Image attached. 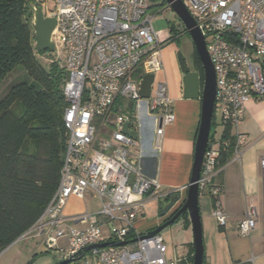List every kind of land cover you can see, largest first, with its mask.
Segmentation results:
<instances>
[{"label": "built area", "instance_id": "1", "mask_svg": "<svg viewBox=\"0 0 264 264\" xmlns=\"http://www.w3.org/2000/svg\"><path fill=\"white\" fill-rule=\"evenodd\" d=\"M181 1L205 39L215 73L214 111L219 110L223 127H236L245 102L264 96L260 61L264 57V0ZM154 15L147 0H55V9L46 16L56 19L53 40L65 51V149L52 197L37 221L16 240L38 235L44 248L55 251L60 260L81 253L68 264H181L180 259L166 257L161 235L145 237L146 233L134 230L148 201L187 188H163L157 179L145 175L140 162L141 105L154 119L155 148L157 137L175 120L167 82L155 76L163 68L160 47L170 34L154 30ZM147 73L154 77L149 97L143 98L139 86ZM112 113L113 120L109 118ZM125 122L136 139L122 131ZM243 141L244 136L237 133L212 137L203 155L198 193L208 192L211 215L220 226L227 224V214L218 197L220 187L212 183L218 157L229 151L232 160L238 161ZM88 193L95 195L97 211L63 215L70 197ZM256 219V210L248 207L237 224L239 234L249 236ZM63 238L66 244L60 246ZM103 242L111 243L86 250Z\"/></svg>", "mask_w": 264, "mask_h": 264}, {"label": "crops", "instance_id": "2", "mask_svg": "<svg viewBox=\"0 0 264 264\" xmlns=\"http://www.w3.org/2000/svg\"><path fill=\"white\" fill-rule=\"evenodd\" d=\"M177 53L176 45L169 39L159 50L163 68L157 72V79L167 82L175 120L164 128L158 148H155L153 140V117L147 112L145 104L138 111L142 122L138 142L143 149L140 161L143 172L148 177L157 179L165 189H175L190 182L200 121V99H187L183 96V73ZM260 61L264 75V57ZM191 71H199L202 78L201 62L198 69ZM219 127L218 133L210 130L213 137L222 136L221 123ZM236 133L244 136L240 145V158L238 161L232 160L230 155L218 168L212 182L220 187L218 197L227 214V224L220 226L211 215L212 200L207 191L199 195L198 199L204 264H264V96L253 97L245 102L240 123L230 129L232 137ZM185 190L182 191V196L185 195ZM152 200L146 203L134 222V230L138 233H147L164 219L157 217L159 199ZM250 206L257 212L256 225L249 236H241L237 224ZM87 210L85 196H72L63 207V215L70 217ZM184 216V233L182 239L178 237L176 245L170 231L161 236L167 247V258L180 259L181 264H192V226L186 219L188 214ZM41 240L38 235L15 240L0 254H6L15 244H19L4 259L6 264H55L61 261L55 251L44 248ZM58 244L64 246L66 239H60Z\"/></svg>", "mask_w": 264, "mask_h": 264}, {"label": "trees", "instance_id": "3", "mask_svg": "<svg viewBox=\"0 0 264 264\" xmlns=\"http://www.w3.org/2000/svg\"><path fill=\"white\" fill-rule=\"evenodd\" d=\"M31 2L0 0V83L16 67L26 72L0 98V252L43 212L57 187L65 149L67 71L58 61L44 67L37 60L36 54L50 51H37L33 45V26L25 18ZM214 122L213 114L211 129ZM221 137H230L229 126ZM229 156V151L222 152L218 166Z\"/></svg>", "mask_w": 264, "mask_h": 264}, {"label": "water", "instance_id": "4", "mask_svg": "<svg viewBox=\"0 0 264 264\" xmlns=\"http://www.w3.org/2000/svg\"><path fill=\"white\" fill-rule=\"evenodd\" d=\"M167 5L175 12L177 17L181 20L184 28L190 34L193 41L196 54L202 64V78L199 71H191L187 69L181 56H178L180 69L183 73L182 79V91L183 96L187 99H200V121L198 132L195 140L194 158L192 163V171L190 182L185 185V195L182 193H174L168 198H162L159 200V207L157 217H164L163 221L148 231L145 237L153 235H161L166 227L172 225L180 216L188 214V217L192 226L193 233V261L192 264H203V242H202V230L201 220L199 213V193L198 184L201 164L203 155L206 150L212 117L214 114V101L216 94V82L215 73L211 64L210 58L206 50V43L204 36L199 28L196 26L195 21L188 9L181 0H165ZM32 26L34 31L35 47L37 51H54L55 42L53 40V31L56 28V19L52 16H46L42 11V6L39 1H35L32 11ZM153 73L144 74L139 86V94L143 98H148L150 94V87L153 80ZM202 79V81H201ZM129 106L132 101H129ZM128 122H125L122 127V131L127 133L133 139H136L137 135L135 131L128 129ZM159 137L157 141L159 143ZM111 242H103L87 246L86 250L92 246L103 247ZM125 242L118 243L119 245ZM81 257V253H78L75 258H69L61 260L55 264H68L73 260H78Z\"/></svg>", "mask_w": 264, "mask_h": 264}, {"label": "rangeland", "instance_id": "5", "mask_svg": "<svg viewBox=\"0 0 264 264\" xmlns=\"http://www.w3.org/2000/svg\"><path fill=\"white\" fill-rule=\"evenodd\" d=\"M35 1H39L42 6V11L45 15L50 14L51 11L55 9V0H32L30 3V10L31 13L27 14L25 16L26 21H28L32 25V11H33V4ZM150 5L153 6L151 9V12L154 15L152 19V25L154 30H162V31H168L171 34L170 42L174 43L176 45L178 53L177 57L180 55L181 59L183 61L184 66L187 69H198L199 67V59L196 55L195 47L193 44V41L191 39L190 34L184 30V26L181 22V20L177 17L175 12L167 5V3H163V0H147ZM55 42V50L52 52H46L43 54H36L37 60L42 64V66L47 67L49 63L54 60L58 61L61 65L64 64L65 60V51L63 48L60 47V44L57 40ZM35 46V42L33 44ZM156 79L159 77V74L156 73ZM26 78V72L21 67H16L13 69L6 77L5 79L0 83V98L6 94V92L9 90L10 86L20 80H23ZM214 123L215 125L212 126V131H216V133L219 132L220 127V112L218 109H215L214 111ZM109 118L111 120L114 119V113H112ZM134 151V150H133ZM85 201L87 204V208L89 212H94L99 209V205L97 203L96 197L94 194L89 193L85 195ZM153 201V200H151ZM184 217L186 216H180L172 225L166 227L163 231H161V234L166 233L167 231H170L171 238L173 243L176 245V242H178V237L182 239L183 227H184ZM188 222L190 221L189 217L186 218ZM192 243V241H191ZM19 244H15L9 252H6V254L2 253L0 254V264H6V261L4 262V259H6L7 255L13 252L15 247H17ZM178 245V244H177ZM4 254V255H3ZM3 255V256H2Z\"/></svg>", "mask_w": 264, "mask_h": 264}]
</instances>
